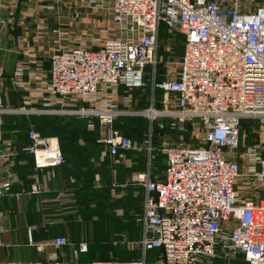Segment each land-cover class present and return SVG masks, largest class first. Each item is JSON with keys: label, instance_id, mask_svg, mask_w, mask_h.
<instances>
[{"label": "built area", "instance_id": "2783aa9c", "mask_svg": "<svg viewBox=\"0 0 264 264\" xmlns=\"http://www.w3.org/2000/svg\"><path fill=\"white\" fill-rule=\"evenodd\" d=\"M79 2L111 19L114 34L96 46L55 50L49 80L33 89L30 99L41 101L42 111L80 116L91 130L99 125V142L116 156L137 149L132 137L113 127L118 116L141 113L130 108L131 91L149 84L151 96L149 107L142 111L149 118L148 162L137 179L143 188L137 241L141 254L118 263L77 264H215L219 257L239 255L248 264H264V196L259 195L264 191L263 141L249 146L246 154L240 152L244 120L258 119V132L264 135V3ZM162 26L184 36L174 78L159 79ZM22 73L17 69V76ZM3 111L0 98V115ZM189 128L192 135L196 130L202 133L203 145L185 138ZM155 131L162 140L159 149L166 154L164 178L154 177L152 170ZM29 138L25 149L33 156L30 178L35 181L31 192L38 193L40 173L54 174L67 160L57 136L31 128ZM243 163L247 175L254 177L247 187L250 197L236 186ZM13 165L0 169V200L17 179ZM4 231L0 210V250ZM53 243L65 246L69 239L57 236ZM79 250L87 252V242H81Z\"/></svg>", "mask_w": 264, "mask_h": 264}, {"label": "crops", "instance_id": "0c3cea01", "mask_svg": "<svg viewBox=\"0 0 264 264\" xmlns=\"http://www.w3.org/2000/svg\"><path fill=\"white\" fill-rule=\"evenodd\" d=\"M80 5L79 0H0V98L4 110L0 115V169L14 162L12 168L17 173L11 189L0 200L5 229L0 264L88 263L79 244L97 241L98 216L94 209L98 193L109 186L107 204L115 203L117 215L127 218L122 219L123 228L116 232L119 237L115 245L127 246L122 242H137L141 237L136 233L134 222L129 221L133 217L131 213L135 212L129 204L142 198V187L129 180L126 173L124 180H116L120 165L127 169L135 165L132 159L138 155L135 150L122 152L117 157L109 153L112 161L108 168L112 174L108 182L111 185L106 184L101 171L88 175L87 166L81 161L68 160L54 174L41 172V190L31 192L35 183L30 178L34 164L31 154L25 150L29 142L23 118L35 115L37 107H44L41 101L30 99L31 91L49 80L55 50L75 45L96 46L95 43H101L115 32L111 19L101 20L97 18L99 10L85 7L87 10L82 11ZM61 30L68 33L60 35ZM17 69L23 71L22 75H16ZM33 71L39 74L33 75ZM145 90H140L139 94L145 96L148 93ZM124 92L122 89L121 94ZM137 99L133 96L134 104ZM106 154L103 150L99 159H91L93 168H106L103 164ZM128 154L132 157L127 158ZM243 185V182L239 184L238 189ZM87 203L93 207L89 218V214L84 213ZM57 236H66L69 244L56 246L53 241ZM104 237V241H111V235ZM153 255L155 252H151V257ZM96 261L103 260L91 262ZM231 263L244 264V260L241 255L215 260V264Z\"/></svg>", "mask_w": 264, "mask_h": 264}, {"label": "rangeland", "instance_id": "374dc122", "mask_svg": "<svg viewBox=\"0 0 264 264\" xmlns=\"http://www.w3.org/2000/svg\"><path fill=\"white\" fill-rule=\"evenodd\" d=\"M80 7H81L82 11L87 10L82 5H80ZM88 10H91V9H88ZM100 13L101 12H99V11L97 12V18H100L101 20L108 21V17L105 16L103 13H101V14ZM160 40H161L162 46H161V50L159 52V57L161 60L159 67H158L159 79H163L166 76L170 77V78H174L177 76V72L179 69V59L184 52V43H183L182 37L177 35V33H175V32L169 31L167 28H162L160 31ZM166 52H169L170 54L168 55V54H166ZM146 87L148 89H146L145 91H147L148 93L151 94L150 85L147 84ZM140 90H142V89H134L131 91L132 94L134 96H136L138 99H137V102H135V104H134V101L132 102V106L130 108L133 109V111H140L141 113L138 115H133V114L127 113V114H122V115L117 117L118 119L120 118L118 121L119 127H121L127 135L133 134L130 136L133 138V140L137 144L136 151H138V152H136V153H138V155H136L135 157H132L131 156L132 154H128L126 156L127 158L132 157V159L136 161L135 165H132L128 169L126 167H122L123 165H120L121 166L120 170H125V173L130 177L129 180L137 183L138 185H140L137 181L138 176H139L140 172H142L146 169L145 166H147V162H148L147 148L149 146V144L147 143V130H146V128H147L146 124H147V120L149 118L144 113H142V111L147 109L150 105V98H149L148 103L145 102L143 99V95L139 94ZM157 96L159 99L162 97V92L160 90H158ZM36 110H37V112L34 114L39 115V116L40 115H59L56 113L55 114L50 113L48 111H42L41 107H37ZM61 115H64V114H61ZM117 118L115 119V121L117 120ZM259 126H260V124H259L258 119H252V120L250 119V123L248 120L243 122V124H242V136H241L242 144H241V150H240V152L242 154H244V153L246 154L248 147L257 143V142L263 141L262 145L264 148V135L262 136L258 132ZM55 130H58V128L55 127ZM37 131L39 133L43 134L40 130H37ZM140 131H142L143 134H140L139 133ZM144 132L146 134H144ZM99 134L101 135V133H99ZM193 135H192L191 128H189V132H187L185 134V138L189 139L191 144L203 145L202 133H200V131L196 130V132H194ZM161 141L162 140H159V143L155 144V147L160 148ZM152 152H153V159H152L153 160V167H152L153 173L155 175H157V178L163 177L162 175H164L166 154L160 149H159V154H156L157 153L156 150H153ZM263 154H264V150H263ZM158 157H161V159H159ZM105 159L110 160V158L107 157L106 155H105ZM157 160H158V163L161 161V163L163 165L161 170L158 169L159 164L157 163ZM242 168L243 169H242L240 176L237 179L236 186H238L239 184H242V182H243L244 185L241 189H239V191H241L240 192L241 194L250 197L251 191L247 187H248L249 183L252 182V178H254V177L247 175V173H249V170H248V166H246L244 163L242 165ZM260 192L261 193L259 195L264 196V191H260ZM137 195H138V193H137ZM135 201H136L135 205L132 202L129 204L130 207L135 206V208H137L136 206L137 205L139 206L140 199L137 198V199H135ZM108 207L113 208V210L108 209ZM98 208L100 211L101 208L103 209V205H99ZM118 212L122 213L119 210H118ZM99 213L104 216V226L105 227H108V228L113 227V228H117L119 230H121L123 228L122 227V224H123L122 219L124 217L122 215H119V214H118L119 216L117 215L115 203H112V202L109 203L107 205V207L104 210H101ZM131 215L133 217L129 218V221L134 222V228L137 231V234L139 233V235H140L137 212L133 211V213H131ZM124 219H127V218H124ZM109 221L111 224H109ZM99 225L103 227V223L100 222ZM99 225H98V227H99ZM115 241H116V239H115V237H113L111 244H110V246H112L111 250L103 249L102 258L107 259L104 261L112 262V263H118V262L128 261L129 258H133V256H136V254H137L136 251H138V244L136 241L133 242L132 244H130V246H129L130 248H128L126 245H125V247H122L120 245L116 246ZM112 242H113V244H112ZM90 250H91V248H90ZM150 256H151V253H150ZM102 258H100V259H102ZM150 259H152V258H150ZM83 263H85V262H83ZM88 263H90V262H88Z\"/></svg>", "mask_w": 264, "mask_h": 264}, {"label": "trees", "instance_id": "16d2710c", "mask_svg": "<svg viewBox=\"0 0 264 264\" xmlns=\"http://www.w3.org/2000/svg\"><path fill=\"white\" fill-rule=\"evenodd\" d=\"M162 28H166V27L162 26L161 29ZM177 35L182 37V40L184 43V36L180 33H177ZM166 54L169 55L170 53L166 52ZM140 89H142V88H140ZM146 89H148V88L146 87ZM143 99L145 102L149 101V93H147L145 96L143 95ZM158 105L160 106V104H158ZM23 119H24L23 120L24 121V129L26 130L25 137L27 138V142L30 143L29 131L31 128H36L37 130H40L43 133V135L57 136L60 140L61 148H62L63 153H64L66 160H67L66 164L68 163V160H72V161L78 160V162L81 161L83 163V165L87 166L85 172L88 175L89 174L90 175L95 174L96 171L98 173L101 171L103 174V179L107 181L106 184L111 185V184H109L108 179H109V176L112 174V172L110 171V168H108V167L110 165L109 162L112 161V159L109 156L110 154H109L106 146L103 143L99 142V138H100L99 133H101L99 125H97L94 130H91L88 128V124H87V121L85 119L81 118L80 116H73V115H40V116L39 115H32L29 118H23ZM119 119L117 118V120L114 121L113 127L115 130H118L119 132L126 134L123 131V129L121 127H119V123H118ZM244 121H246V120H244ZM248 121L250 123V120H248ZM146 126H147L146 130L148 133L149 119L147 120ZM55 127H57L58 130H55ZM145 132H144V134H146ZM139 133L143 134L142 131H140ZM130 135H133V134H130ZM130 135H128V136H130ZM158 143H159L158 132L155 131L154 144H158ZM103 150L107 151L106 156L110 158V160L105 159L103 162V164L106 166V168L99 167V166L93 168V161L91 159L93 157L99 159ZM133 150L136 151V149H133ZM155 150L157 151L156 154H159V148L156 147ZM127 151L129 153V151H132V150H126V152ZM135 151H134V153L138 152V151H136V152ZM122 152H125V151H121L120 153H122ZM119 154L116 155V157L119 156ZM31 156H32V154H31ZM158 158L161 159V157H158ZM32 161H33V156H32ZM157 163H158V160H157ZM33 164H34V161H33ZM158 164H159L158 169L161 170L163 167L161 161ZM166 164H167V160H165V168H166ZM152 167H153V160H152ZM165 168H164V170H165ZM124 173H125V170L118 171L116 174V180H124L123 179ZM162 176L163 177H160V178H164V175H162ZM154 177L157 178V175L154 174ZM89 187H91V185H89ZM87 188L88 187H84V190L85 191L88 190ZM140 190H141V187H140ZM108 192L110 193V186H109V188L104 187L98 193L99 194V200H97V204H96L97 208L94 209L95 210L94 212L98 216V219L95 222L96 228H97V236L96 237H98V239L96 242L93 241L92 243L91 242L87 243L88 244V251L85 252V254H84V256L86 258L85 260H88L89 262L94 261V260H103V261L107 260V259L102 258L103 249L111 250L112 246H110V244H111L113 237H115V239L119 237V235L116 233L119 229L113 228V227L112 228L105 227L104 226V216L99 213L101 210H104L107 207V205H108L107 201L110 202L106 196ZM141 193H142V191H141ZM140 200H141V196H140ZM135 202L136 201L134 200L132 203H134V205H135ZM99 205H103V209L101 208L100 211L98 208ZM136 207L137 208H135V206H134L133 208H135V211L137 212V215H138V217H137L138 218V226L140 229V236H141V224L139 222V218H140L141 213H142L141 201L139 203V206L137 205ZM92 208L93 207H90L88 205V203L86 204V208L84 210V213L87 212L89 214L88 218L90 217V214L93 212ZM100 222L103 223V227L99 225ZM109 224H111L110 221H109ZM98 225H99V227H98ZM136 233H137V231H136ZM110 235L112 236L111 241H104L105 240L104 236H110ZM116 241H118V239H116ZM112 244H113V242H112ZM122 247H125V246H122ZM90 248H91V250H90ZM139 250H140V248L138 249V251H136L137 252L136 256H133V258H129V260L139 258L140 254H141V252ZM100 258H102V259H100ZM242 259L244 260L243 257H242ZM244 264H248V263L244 260Z\"/></svg>", "mask_w": 264, "mask_h": 264}]
</instances>
